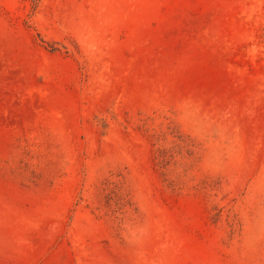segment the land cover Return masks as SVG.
Segmentation results:
<instances>
[{
    "label": "rangeland",
    "instance_id": "rangeland-1",
    "mask_svg": "<svg viewBox=\"0 0 264 264\" xmlns=\"http://www.w3.org/2000/svg\"><path fill=\"white\" fill-rule=\"evenodd\" d=\"M0 264H264V0H0Z\"/></svg>",
    "mask_w": 264,
    "mask_h": 264
}]
</instances>
